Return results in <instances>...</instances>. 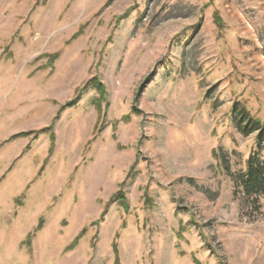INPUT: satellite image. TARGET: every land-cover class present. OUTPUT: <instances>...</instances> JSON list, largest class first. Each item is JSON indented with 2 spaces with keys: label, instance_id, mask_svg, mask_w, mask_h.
Here are the masks:
<instances>
[{
  "label": "rangeland",
  "instance_id": "rangeland-1",
  "mask_svg": "<svg viewBox=\"0 0 264 264\" xmlns=\"http://www.w3.org/2000/svg\"><path fill=\"white\" fill-rule=\"evenodd\" d=\"M235 105L264 0H0V264H264Z\"/></svg>",
  "mask_w": 264,
  "mask_h": 264
},
{
  "label": "trees",
  "instance_id": "trees-1",
  "mask_svg": "<svg viewBox=\"0 0 264 264\" xmlns=\"http://www.w3.org/2000/svg\"><path fill=\"white\" fill-rule=\"evenodd\" d=\"M94 80H90L83 89L88 87L96 91L97 95L101 96L103 87L101 84L94 83ZM77 101L69 102L65 107H61V111L66 108H71ZM94 108L99 109L98 104L94 102ZM232 114L234 115V123L236 129L243 135L249 136L256 134L255 136V151L248 157L244 163V169L234 175H229L234 189L237 193L241 194L243 198L248 201L250 206L259 209V202H264V126L255 120L244 109L237 111L236 105L233 107ZM41 134H50V145L53 144V136L51 129L47 128L41 131ZM26 136L25 134H18L12 137V139L21 138ZM228 170V168H227ZM78 237L74 239L71 245L68 247V251L72 250L76 245ZM193 264H199L196 260L192 259Z\"/></svg>",
  "mask_w": 264,
  "mask_h": 264
}]
</instances>
